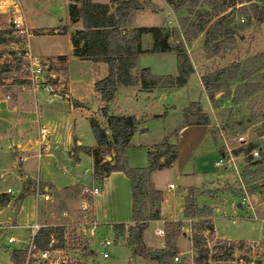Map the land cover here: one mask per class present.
Returning <instances> with one entry per match:
<instances>
[{"label": "rangeland", "instance_id": "rangeland-1", "mask_svg": "<svg viewBox=\"0 0 264 264\" xmlns=\"http://www.w3.org/2000/svg\"><path fill=\"white\" fill-rule=\"evenodd\" d=\"M22 2L25 6L29 26L43 30L39 33H49V35H41L32 39L33 53L48 60L49 71L60 75L66 67L65 61L59 57L50 56L57 54L67 56L69 77L74 80L82 79L84 81L87 79L90 75V64L77 60L71 55V45L66 33L52 34L54 33L53 30L58 32L65 30L64 27L67 24L65 0H23ZM142 3L144 4L142 8L147 13L145 19L147 22L145 23L148 26H153L150 28H158L161 37L169 45L181 44L199 79L203 75L225 68L233 69L232 73L237 72L233 81L229 82L222 79L216 84V88L211 94L205 91L207 101H205L204 94L198 84L199 81L194 73L189 76L184 87L171 91L166 90L165 92H161L163 88H156L157 90L149 95H140V98L134 102H132V98L130 100L131 106H134L136 110H142L146 107L153 111H161L163 108L164 116L158 119L151 118L148 121L144 119L148 139L158 138L163 133V135L174 133V128L180 123L183 124V112L189 102L192 101L193 103L188 108L194 106L191 109L195 111L194 108L198 106L201 111L199 113L194 112L195 114L190 117L189 123L191 125L207 122L205 125L214 130V135L222 136L229 146L238 147V149L249 144L253 145L254 148L250 153L255 151L258 155L253 156L250 153L244 155L242 153L243 157H240L236 171L232 167L229 170L231 165L227 158H224L225 163L221 167L225 165L226 168L221 173L225 176V181L221 194H217L216 199L210 197L209 192L204 191L205 189L195 190L193 197L198 205L213 207L211 217L219 236L225 239L242 237L245 241L253 242L233 243L231 251L225 253L227 258L224 261H218L219 255L215 249L221 247L223 252L229 249L230 245L222 244L220 242L222 240L216 239L214 232H204V245L209 248L210 255L216 256V259L210 260L208 264H264V135H262L264 131V22L256 21L260 16V8L264 7V0H142ZM254 6H258V8L255 9ZM162 7L166 9H162ZM163 12L167 13L168 19L163 20L161 27H155L154 25L159 24V20L161 24L162 16L159 14ZM134 16L133 11L132 17L134 18ZM156 16H159V19H156ZM227 23L229 24L227 25ZM132 24L130 22L129 27ZM0 27H2L1 24ZM10 27L9 22L5 30H10ZM35 32L33 31V34H37ZM146 34L147 37L143 42L145 47H148L152 42L154 43V39L151 34ZM150 49L151 47L147 50ZM15 55L16 52H11L4 64L8 71L2 78L5 82L8 81L7 83L13 79V67H16ZM55 60L59 62V65L54 62ZM177 65V56L174 53L143 54L138 58V69L148 68L151 74L156 75V77L176 75ZM93 71L92 69V73L95 74ZM3 84L5 87L0 86V94L8 92L11 95V99L8 101L10 103L14 99L15 91L6 87L9 84ZM123 94V98L119 99L120 102L123 100L122 104L119 102L116 105H110L115 98L106 104L109 115L117 113L119 109L125 110L131 107L130 103L127 102L129 98L126 97L125 91ZM99 100L102 102L101 98ZM88 102L90 104L96 103L94 100ZM199 102H206L205 106ZM0 115L6 117V112L0 113ZM98 118L100 121L102 120V117L98 116ZM80 125L83 126V130ZM80 125H78V130L84 134L83 141H87V137L91 140L93 133L89 122L85 120ZM3 127V122H0V155L2 152H6L12 159V151L6 149L10 142L5 141L7 134L9 136L11 134L9 130L7 132ZM219 144H222L220 150L227 152L223 142H219ZM200 151L203 153V148ZM205 159L209 158L205 157ZM59 167L57 164L53 168L54 175H50L49 178L55 181H57L55 178H64L58 169ZM208 179L213 178L201 180V176L197 175L194 184L197 187H201L202 184L207 185ZM239 180L244 186H241ZM165 182L176 186L175 190L171 191L170 195L168 194V201L171 202L173 195L182 193V186L174 175L169 177L164 174L161 183L165 184ZM6 185L8 184L3 183L2 187L5 189ZM30 186L33 187L32 184ZM13 189L15 190V188ZM229 197L234 200L232 204L227 202ZM85 201L89 213L92 198L86 194ZM32 204V199L27 198L25 200L17 223H22L23 219L32 214ZM45 207L46 209L51 208V203L39 201L40 214L44 213ZM14 208L16 207L14 206ZM15 214L16 212L12 211V215ZM113 229L114 227L104 226L103 229H99L98 233V235L104 234L106 238L112 241L111 245L106 248L108 259L103 260L101 256H97L88 264H150L149 257L147 259L134 254L131 255L132 247L123 237V233L117 231V234L114 235ZM67 232L72 245L81 244L84 237L77 235L72 229H67ZM193 233H190L191 239ZM8 235L17 236L18 234L8 231L6 234L0 235L1 264H9L11 248L5 251L2 247L3 244L7 245ZM152 238L154 237L152 236ZM5 239L6 242H3ZM147 239H151L149 232L146 234V242ZM185 244L189 249V243L185 241ZM94 250L99 255V250L95 246ZM176 257L179 258L178 255ZM181 258H179L181 263L175 262L174 258L172 262L190 264V260Z\"/></svg>", "mask_w": 264, "mask_h": 264}, {"label": "crops", "instance_id": "crops-1", "mask_svg": "<svg viewBox=\"0 0 264 264\" xmlns=\"http://www.w3.org/2000/svg\"><path fill=\"white\" fill-rule=\"evenodd\" d=\"M15 1L20 5L29 26V21L25 14V6L22 2L23 0H0V24L2 25L0 31L5 30L6 25L10 22V12ZM92 2L110 4V0H92ZM68 4L69 0H65V7L67 9V24L64 27L65 30L59 31L60 33L53 30L54 33L52 34L66 33L70 42L71 33L82 30V22L80 20L74 21L70 18L68 15ZM141 4L144 5L143 3ZM162 9L166 8L162 7ZM145 11L143 8L134 10L135 16L131 18L133 24L131 27H128L129 29L153 27L145 23L147 22L145 20L147 16ZM160 15L162 16L161 24L159 20V24L154 25L155 27H161L163 20L165 18L168 19L166 12L160 13ZM159 16H156V19H159ZM30 28L37 33L30 40L31 49L34 51L32 39L41 35H49V33L44 31L45 33L42 34L39 32H43V30ZM146 37L147 34L141 37V47L143 50L149 49L153 44L152 42L150 46L145 47L143 41H145L144 39ZM71 55L73 56L72 46ZM50 57H59L66 64L61 75L55 73L61 86L63 97L49 99L45 95H34L27 91L21 92L16 88L17 85H15V82H13L6 87L12 88V91H15L14 99L10 103H2V107V104L0 105V113L6 112V117L0 115V122H3L4 130L7 132L9 130L11 134V136L7 134L5 138L6 142H10L6 149L12 151V159H10L9 154L6 152H2L0 155V196L9 197L11 207L9 216L5 220L0 221V235H4L8 231L18 234L17 236L8 235L7 237V239H15V244L13 245L15 247L8 244H3L2 246L5 251L11 248L9 264H12L10 261L12 253L19 251L23 247L22 243L26 239V228L33 220L45 224L50 228L65 226L74 222L86 206L83 191L85 187L94 186L97 182L93 177V159L82 152L80 148H96L97 144L94 136L91 140L87 137V141H83L84 134L78 130V125L82 124L85 120L90 125L91 121L94 120L109 135L106 119L102 116L101 112L104 103L100 102V95L94 87L96 79L102 80L107 77V64L103 62L93 63L91 61H83L73 56L77 60L90 64L89 77L84 81L82 79L74 80L69 77L67 56L57 54L51 55ZM54 62L59 65L57 60ZM92 69L95 74L92 73ZM141 69L145 68H139L138 70ZM193 73L197 76V72L193 70ZM176 76L177 74L174 75V77ZM197 79L201 92L204 94L205 101H207V94L202 85L201 78L199 79L197 76ZM157 89L146 91L141 89L140 85L135 87L118 86L114 94L115 99L110 105L118 104L120 102L119 99L124 96V91L126 97L129 98L127 102L131 106L130 98L134 102L140 98V95H149ZM175 89L177 88H164L161 92ZM47 99L51 102L47 103ZM90 100H94L96 103L90 104L88 102ZM74 101L84 104V107L87 105V107H74L72 104ZM120 103L122 104L123 100ZM191 103L193 102H189V105ZM199 103L204 105L206 102ZM189 105L186 106V109ZM145 108L136 110L134 106H131L125 110L119 109L117 113L111 115L135 116L137 118V132L130 138L129 145L125 150L126 160L130 168L147 169L149 167L148 153L156 151L164 142L176 148L175 162L169 168L156 171L149 176L148 204H153L155 209H158L159 219L148 222V229L143 234L146 249L148 251L164 249V234L162 235L159 232L163 231L164 233L165 223L174 222H180L182 224L181 228L183 232L176 242L178 249L177 255L179 258L182 257L190 260V264H194L193 260L196 256L192 247L190 233L193 232L194 225L199 221L210 222L213 229L212 231L206 232H214L216 239L253 243L245 241L242 237L239 239H225L219 236L211 217L213 207L198 205L193 197L194 191L198 189H205L204 191L209 192L208 195L214 199L218 197L217 194H221V189L225 181V176L221 172L226 168L225 165L223 167L221 166L225 163L224 158H227L231 165L229 166V170L232 168H234V171L237 170L238 161H240V157H243L242 154H233V151H236L238 147L229 146L228 142L222 136L214 135V130L208 125H189L184 127V121L183 124L180 123L174 128V133L170 135H163V133L158 138L148 139L149 136H146L147 129L144 119H147V121L151 118L158 119L164 116V112L162 113L163 108H161V111H153ZM98 116L102 117L101 121ZM42 128L46 131L45 138H42L40 134ZM80 128L83 130V126L80 125ZM219 142H223L228 153L220 150L222 144H219ZM202 148L204 150L203 153L200 151ZM38 151L41 153L40 158L37 157ZM110 154L114 156L112 148ZM205 157L209 158L207 159L208 161ZM109 158L111 160V157H108V161H110ZM163 160L161 159L160 161L163 162ZM57 164H59L60 167L58 169L64 178H55L57 180L55 181L49 177L50 175H54L53 168ZM164 174H167L169 177L174 175L182 186V193L173 195V201L171 202L168 201V194L170 195L176 186L169 182L162 184ZM197 175L201 176V180H206L209 177L213 179H208L207 185L200 183L202 186L197 187L194 184ZM36 178L40 180L44 190L48 191L51 196V199L47 202L51 203L52 207L48 209L45 207L43 214L39 213V202L36 203L34 200L33 187L30 186V184L34 186ZM3 183L8 184L5 186V189L2 187ZM240 184L244 186L241 181ZM161 185L164 186L163 189H160L162 188ZM8 188L14 191L12 196L5 193ZM20 196H22V199L19 198ZM27 198L33 200V212L28 218L23 219L22 223H17L18 216L21 210H23V204ZM227 202L232 204L234 200H231L229 197ZM237 205L240 207L239 204ZM190 206H193L194 209L192 214L188 213ZM148 208H150L149 205ZM131 210L132 197L129 180L120 172L111 173L103 180L100 193L92 199L91 212L93 217L102 229L104 226L112 228L121 226L116 229L119 232L121 231L123 237L128 241L129 228L134 225ZM4 211L5 208L0 207V215ZM12 211H15L16 214L12 215ZM150 230L152 231L150 232ZM148 232L151 235V239H147L146 242V234ZM185 241L189 243V249H187L188 247ZM3 242H6V239ZM131 255H133V252H131ZM149 259L150 264H160L151 257Z\"/></svg>", "mask_w": 264, "mask_h": 264}, {"label": "trees", "instance_id": "trees-1", "mask_svg": "<svg viewBox=\"0 0 264 264\" xmlns=\"http://www.w3.org/2000/svg\"><path fill=\"white\" fill-rule=\"evenodd\" d=\"M141 3L142 0H110V4H98L92 0H69L68 15L72 20L82 22V30L73 31L70 35L73 56L83 61L103 62L108 66L107 77L102 80L96 79L94 87L105 104L101 112L106 119L109 135L92 120L91 131L97 147L80 148V150L93 159V177L97 182L103 183V180L113 172H120L129 180L134 225L129 228L128 243L132 247L133 254L144 258L151 257L160 264H176L172 262V259L177 255L176 240L183 234L180 222L165 223L164 249L148 251L143 241V234L148 228V222L159 219L158 209H155L153 204H148L149 176L156 171L169 168L175 162L176 148L164 142L156 151L148 153L149 167L147 169L130 168L125 150L129 145L130 138L137 132V118L135 116H112L108 114L106 108V104L114 99L118 86L135 87L140 85L141 89L146 91L156 88H181L186 85L189 76L193 73L191 63L181 44L169 45L161 37L158 28H128L132 12L141 9ZM254 7L258 8V6ZM256 21L264 22L263 6L260 8V16ZM146 33L151 34L154 39L150 50H143L141 47V37ZM11 34V30L0 31V43L15 42ZM160 53L176 54L178 63L176 77L171 75L156 77L151 74L148 68L138 70L140 55ZM7 69V66L0 65V86L3 85L2 77L8 71ZM231 71L233 69L225 68L203 75L201 81L205 91L211 94L216 88V84L222 79L233 81L237 72L232 73ZM18 84L15 82V85ZM72 104L74 107H84V104L76 101ZM192 107L183 112L184 127L191 125L190 117L201 111L198 106L194 108L195 111L191 109ZM205 124L207 122L204 124L195 123V125ZM262 135H264V131ZM111 148L114 156L110 154ZM253 148V145L249 144L244 148L237 149L233 154L248 155ZM108 157H111L110 161H107ZM161 159H164L163 162L160 161ZM19 198L22 199V196ZM9 203V197L0 196V207L6 210ZM188 213H193V206L188 208ZM119 227L121 226H115L114 229L117 230L116 228ZM212 229L209 221H201L193 227L194 233L191 242L196 253L194 264H208L210 260L216 259V256L210 255L209 248L204 245L203 234L206 231H212ZM52 231V228L46 229L45 238H48ZM220 242L230 245V248L223 252L221 247L215 249L219 255L218 261H224L227 258L225 253L231 251V245L235 242L226 240ZM220 242L218 241V243ZM22 256L23 253L20 251H14L10 258L11 263L20 264Z\"/></svg>", "mask_w": 264, "mask_h": 264}, {"label": "built area", "instance_id": "built-area-1", "mask_svg": "<svg viewBox=\"0 0 264 264\" xmlns=\"http://www.w3.org/2000/svg\"><path fill=\"white\" fill-rule=\"evenodd\" d=\"M10 25L11 37L15 39V42L0 43V65L6 63L11 52H16V67H13L14 74L10 83L17 81L19 84L16 88L21 92L45 95L49 99L63 97L57 77L49 71V61L34 54L31 49L30 40L34 35V30L28 26L23 11L16 1L10 12ZM7 82L3 80V83L10 84ZM1 87H5V85L3 84ZM10 99L11 95L8 92L1 93L0 105ZM40 134L42 138H45L44 128L40 130ZM250 154L258 155L255 151ZM37 157H41L39 151ZM100 191L101 183L97 182L94 186L85 187L83 193L84 196L88 194L93 199ZM5 193L12 196L14 191L8 188ZM33 197L36 203L47 202L51 199L49 192L44 190L42 183L37 178L33 186ZM7 207H10V204ZM48 228L50 227L36 220L27 226L26 239L22 243L23 247L19 249L23 253L20 264H88L97 256H101L103 260L108 259L106 248L111 245L112 241L105 235H98L100 225L93 217L92 212H87V204L74 222L65 226L51 227L53 231L48 235V238H45V230ZM67 229H72L77 235L84 237L81 244L72 245ZM159 233L164 234L163 231ZM113 234H117L115 229H113ZM7 244L13 246L15 239L8 238ZM94 246L99 250V255L94 250ZM174 261L182 262L178 257H175Z\"/></svg>", "mask_w": 264, "mask_h": 264}, {"label": "water", "instance_id": "water-1", "mask_svg": "<svg viewBox=\"0 0 264 264\" xmlns=\"http://www.w3.org/2000/svg\"><path fill=\"white\" fill-rule=\"evenodd\" d=\"M228 24L229 23H227V25ZM109 160H110V158H109ZM10 211H11V208L10 207H7L6 210L0 215V221L5 220L9 216Z\"/></svg>", "mask_w": 264, "mask_h": 264}]
</instances>
